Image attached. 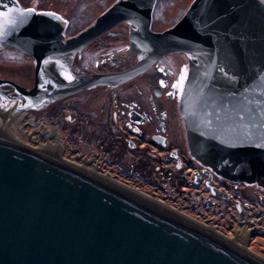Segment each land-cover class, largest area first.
<instances>
[{"label": "water", "instance_id": "1", "mask_svg": "<svg viewBox=\"0 0 264 264\" xmlns=\"http://www.w3.org/2000/svg\"><path fill=\"white\" fill-rule=\"evenodd\" d=\"M154 3L119 0L69 39L58 13L13 15L0 29V49L34 58L36 76L33 88L0 79L26 104L8 101L23 111L119 77L128 81L139 66L70 83L44 77L42 66L76 55L120 22L138 21L149 32L153 54L140 67L171 53L190 57L180 113L192 156L228 181L264 188V0H195L161 34L148 29ZM9 9L28 10L17 0H0V13ZM0 264L264 262L184 216V208L162 203L161 196L121 191L110 179L62 165L60 156L0 144Z\"/></svg>", "mask_w": 264, "mask_h": 264}, {"label": "rangeland", "instance_id": "2", "mask_svg": "<svg viewBox=\"0 0 264 264\" xmlns=\"http://www.w3.org/2000/svg\"><path fill=\"white\" fill-rule=\"evenodd\" d=\"M25 8L32 7L36 10H47L60 13L68 20L66 36L77 35L82 30L95 24L96 17L102 15L111 6L119 0H20ZM194 0H164L161 3L158 21L155 23L157 28L172 25L181 17ZM165 11V13H163ZM178 11V16L174 14ZM112 43H114L112 41ZM113 48H98L92 45L82 54L73 55L68 60V72L73 76L88 75L91 70L98 71V67L105 62L111 63L113 59L109 54ZM119 59V56H118ZM166 66L174 70V76L170 80V85L177 84L181 73H185L184 85L187 81L189 61L187 56L176 54L165 59ZM35 74V65L32 57L17 52L13 49H0V78L14 81L26 87H32ZM173 92L175 97L171 104L176 105L182 93L175 87L168 89V93ZM79 93L71 95L58 101L63 107V113H48L50 107H39L38 109L23 110L29 116L31 122L30 129L38 130L42 121L49 131L54 128L61 133V138L65 142V149L69 156L75 152H83V157L93 156L97 160L104 162L105 168L114 173H118L129 182H134L142 188H147L152 193L161 196L164 201H169L172 205L184 208V212L208 223L226 225L227 221L240 218L234 211V207L223 198L212 194L202 185H195L193 188L187 186L185 177L191 175L186 169L178 171L174 165H166L161 160V155L155 150H147L142 144L135 148H129L122 135L116 132L110 125V133L106 137L99 135L96 142L89 138L87 141L76 137H67L66 129L70 126H77L76 120L71 122V117H76V111L79 109ZM57 103V104H58ZM58 105V106H59ZM65 115H70V120L66 121ZM64 124V125H62ZM76 133V132H75ZM172 137L180 140V145L184 150V155L189 160L197 162V166L202 165L190 155L187 145V138L182 129L174 127L171 130ZM101 137L103 141L101 143ZM99 142L100 144H98ZM149 148V147H148ZM78 149V150H77ZM160 156H159V155ZM132 158L136 160L135 164L130 163ZM117 162V163H116ZM129 162V163H126ZM224 183L227 180L220 178ZM225 180V181H224ZM227 183H229L227 181ZM234 192L244 201H257V193L264 192L263 188L257 184L235 185ZM259 199V198H258ZM261 209V208H260ZM264 211V207H262ZM241 221L254 220L259 225L260 231L264 234V215L246 211L240 218ZM258 222V223H257ZM221 230L227 232L228 228L221 227ZM264 237V235H263ZM259 243V240H257ZM256 246V245H255ZM254 246V247H255ZM256 248V247H255ZM262 249V248H261Z\"/></svg>", "mask_w": 264, "mask_h": 264}, {"label": "flooded vegetation", "instance_id": "3", "mask_svg": "<svg viewBox=\"0 0 264 264\" xmlns=\"http://www.w3.org/2000/svg\"><path fill=\"white\" fill-rule=\"evenodd\" d=\"M163 1L157 0L153 10L154 25H151L150 29L154 33L163 32L167 28L174 26L182 18V16L179 17L168 27L157 28L155 23L159 19L158 15L161 3H165ZM174 15L177 17L178 11ZM138 23V21L134 22L131 20L118 23L100 38L91 42L80 53H84L92 45L98 48L114 49L109 54L113 57L110 64L105 62L98 67V71L91 70L87 73L88 75H79V77L92 74H121L131 71L137 66H139V70L136 71L137 74L130 80L120 85L117 79L110 85L88 88L79 92L80 105L76 111V117L72 118L70 115L64 116L66 121L70 120V117L71 122L76 120L77 126L69 125V127L65 128L66 136L69 138L76 137L84 141L91 138L96 142V138L101 135V132L103 138L110 133V125L112 124L113 128L118 117L125 129L130 130L136 126L144 133H148L152 140L173 150H177L178 153L184 154L180 140L174 139L171 134V130L174 127L180 128L181 124L182 129H184V126L179 113L180 103L178 101L176 105L171 104V100L175 97V94L173 95V92L168 93V89H173L169 82L174 76V70L164 63L165 59L176 54L161 57L150 66L140 67L141 64L148 62L150 51L147 44L149 35ZM32 87H34V82ZM57 103L58 101L49 103L46 106L50 107L47 112L54 113L55 115L57 113L64 114L63 107ZM57 109L58 112L56 113L55 110ZM102 137L101 143L103 141ZM97 143L100 144L99 142ZM126 144L129 148L137 146L133 142L126 141ZM130 163L135 164L136 160L132 158Z\"/></svg>", "mask_w": 264, "mask_h": 264}, {"label": "bare ground", "instance_id": "4", "mask_svg": "<svg viewBox=\"0 0 264 264\" xmlns=\"http://www.w3.org/2000/svg\"><path fill=\"white\" fill-rule=\"evenodd\" d=\"M63 62V60L46 62L43 66V74L46 78L57 83H66L69 80L66 78L68 76L73 78ZM13 91V88L7 84L0 85V144L14 148H24V151L28 152L60 156L62 165L72 164L110 179V185H121V191L159 196L147 188H142L132 181H127L118 173L106 169L103 161L89 155L86 158L83 157L82 151L72 153L69 156L61 136L49 131L44 125H42L41 129L36 130L37 133H35L34 130L30 129L31 122L25 111H16L12 106V102L7 100L8 98L16 100L17 95ZM16 104L20 105L21 103ZM161 202L172 205L169 201H164L162 198ZM184 216L264 262V234H262L259 225L254 220L241 221L238 218L227 221L226 225H218L202 221L186 212H184ZM221 227L228 228L227 232L221 230ZM257 240H259V243Z\"/></svg>", "mask_w": 264, "mask_h": 264}, {"label": "snow or ice", "instance_id": "5", "mask_svg": "<svg viewBox=\"0 0 264 264\" xmlns=\"http://www.w3.org/2000/svg\"><path fill=\"white\" fill-rule=\"evenodd\" d=\"M34 11H35L34 9H28L27 12H25L23 10L9 9L7 12L0 13V29H3L5 27V25H7L9 23L10 18L13 15H19L20 17H24L26 15L31 14ZM47 15H54V13H47ZM0 34H2V33H0ZM66 78L71 80L70 76H68ZM184 80H185V73L182 72L177 84L173 85V87L177 88L181 93L183 92ZM170 95H171V93H170Z\"/></svg>", "mask_w": 264, "mask_h": 264}]
</instances>
